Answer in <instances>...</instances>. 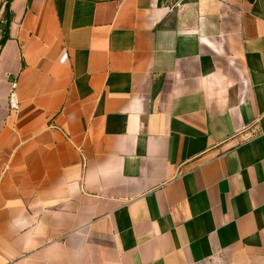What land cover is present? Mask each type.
<instances>
[{
    "label": "crops",
    "instance_id": "crops-1",
    "mask_svg": "<svg viewBox=\"0 0 264 264\" xmlns=\"http://www.w3.org/2000/svg\"><path fill=\"white\" fill-rule=\"evenodd\" d=\"M7 4L0 264H264V0Z\"/></svg>",
    "mask_w": 264,
    "mask_h": 264
},
{
    "label": "trees",
    "instance_id": "trees-1",
    "mask_svg": "<svg viewBox=\"0 0 264 264\" xmlns=\"http://www.w3.org/2000/svg\"><path fill=\"white\" fill-rule=\"evenodd\" d=\"M3 20L6 22L7 25H9L10 20H11V13H10L8 4L6 5L5 15L3 17ZM1 22H0V24H1ZM7 38H8L7 29L3 33H1V31H0V47L4 44V42L7 40Z\"/></svg>",
    "mask_w": 264,
    "mask_h": 264
},
{
    "label": "built area",
    "instance_id": "built-area-1",
    "mask_svg": "<svg viewBox=\"0 0 264 264\" xmlns=\"http://www.w3.org/2000/svg\"><path fill=\"white\" fill-rule=\"evenodd\" d=\"M8 101H9V108L13 111H18L20 108V102L17 96V93L13 90L9 97H8Z\"/></svg>",
    "mask_w": 264,
    "mask_h": 264
},
{
    "label": "water",
    "instance_id": "water-1",
    "mask_svg": "<svg viewBox=\"0 0 264 264\" xmlns=\"http://www.w3.org/2000/svg\"><path fill=\"white\" fill-rule=\"evenodd\" d=\"M5 29H6V23L3 22V23L1 24V27H0L1 33H3V32L5 31Z\"/></svg>",
    "mask_w": 264,
    "mask_h": 264
}]
</instances>
